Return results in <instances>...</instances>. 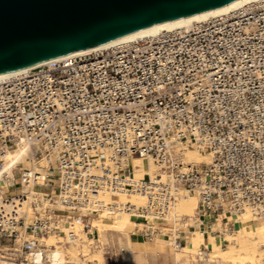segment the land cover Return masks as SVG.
I'll return each mask as SVG.
<instances>
[{"label": "built area", "instance_id": "built-area-1", "mask_svg": "<svg viewBox=\"0 0 264 264\" xmlns=\"http://www.w3.org/2000/svg\"><path fill=\"white\" fill-rule=\"evenodd\" d=\"M18 146L30 168L8 159ZM184 147L211 163L184 166ZM135 156L154 162V179L122 178ZM42 172L49 204L31 200L29 215ZM102 185L145 193L143 213L163 212L178 188L196 193L211 232L246 207L264 221V0L0 80V259L28 264L41 238L72 237Z\"/></svg>", "mask_w": 264, "mask_h": 264}, {"label": "bare ground", "instance_id": "bare-ground-1", "mask_svg": "<svg viewBox=\"0 0 264 264\" xmlns=\"http://www.w3.org/2000/svg\"><path fill=\"white\" fill-rule=\"evenodd\" d=\"M255 1L258 0H234L226 5L214 9L150 25L92 48L74 51L65 55L39 62L29 67L1 73L0 80L24 72L34 66L60 60L66 56L78 55L99 49L109 48L120 43L131 42L140 38L154 36L163 31H170L176 28L187 27L194 22H200L212 17L227 14L233 10L240 8L243 5ZM182 154L184 166L190 163L200 164L211 163L212 161V154L200 148L184 147ZM8 159L13 162H19V160L23 161L24 166L28 168H30L34 164L32 159H30L31 161H29V158L26 157V151L21 146H18L14 150L10 151ZM40 164L45 165V160L43 162H40ZM129 167L130 173H128L127 176L122 177L123 179H154L155 174L158 173L157 166L152 160H146L145 158L140 156L133 157V159L130 161ZM159 173L161 177L160 182L168 181L172 176L171 173L165 171H161ZM44 174V172L41 173L38 183L36 184L37 187H40V185L43 183ZM113 196H115V198ZM36 198L42 201L44 205L49 204V200L43 192H36L33 190V187H31L28 192V199L23 202V206H21L20 211H28V214L31 215L32 208L30 206V201ZM147 201L148 197L143 192L126 191L122 187V185H117L115 187H111L110 185H102L101 188L93 192L88 204H86L87 209L101 211L102 215L93 217V222L89 224H84L82 223V221H79V219L73 221L70 228L74 232V235L72 237H69L68 241L70 242V247H67L68 249H64L62 245L59 244V242H62L61 237H56V235L50 234L41 238V241L45 242V244L49 246V248L47 249V252L45 250V254L39 251L38 253L34 254L30 259V263L43 264L44 259H48V261L50 262L49 264H65L70 258L78 259L79 253H82V255L84 256L90 255L91 253H89L90 249L87 244L88 242L86 244L84 242L81 243L78 238L79 233L83 234V238L86 237V233L84 231L86 226H88L89 230L96 227L98 229V237L100 239L105 236L104 229L106 228L117 230V232L119 233H124V230H127V227L137 224L135 223V220H137V218L135 217L137 216H146L148 218V222H143L146 225L154 224V219L172 220L175 222L176 228L181 224L187 226L186 221H189V219H191L190 216L198 207V197L196 195H188L185 192L184 188H178V190L175 192L174 201L170 203L163 212L149 210V212L143 213L140 208L142 206H145L147 204ZM230 219H232V221L234 220L235 222L233 231H229L228 223L223 222L221 218L218 217L217 222H215L216 224L211 225V232L208 228L203 226L201 218H198L195 222L199 223V225L193 224L195 225V228L190 230L191 235L189 241L182 245L176 244L177 242L175 243L174 240L172 243H170L173 246L172 254L175 260H191L194 259V256L197 255L206 264H264V255L262 256V253L264 252V221H255V215L249 207H246L238 214L231 216ZM114 220H120V222L117 225H114ZM222 224L225 230L228 231L227 233L221 231ZM190 225L192 224L190 223ZM163 228H166V230L161 229V231L156 236L157 239L161 234L170 236L171 231L169 230H172L173 233V230L175 229L174 227L170 226H164ZM64 230L67 231L68 228L65 227ZM218 230L224 234L223 238L228 240L227 248H223L221 246L220 238H217ZM127 240L131 248L133 244H144L143 242L133 241L130 237V232L128 233ZM80 247L81 249L79 250ZM95 249L97 248L95 247ZM100 249L98 251H100ZM120 250L121 252L130 251L127 250L124 245L120 248ZM5 259L7 262L9 258L6 257ZM97 259L100 262L103 261V256L101 253L97 256Z\"/></svg>", "mask_w": 264, "mask_h": 264}, {"label": "water", "instance_id": "water-1", "mask_svg": "<svg viewBox=\"0 0 264 264\" xmlns=\"http://www.w3.org/2000/svg\"><path fill=\"white\" fill-rule=\"evenodd\" d=\"M234 0H0V74Z\"/></svg>", "mask_w": 264, "mask_h": 264}, {"label": "rangeland", "instance_id": "rangeland-1", "mask_svg": "<svg viewBox=\"0 0 264 264\" xmlns=\"http://www.w3.org/2000/svg\"><path fill=\"white\" fill-rule=\"evenodd\" d=\"M190 148H194V147H190ZM29 161H31V160L29 159ZM43 161L44 160H41L40 162H43ZM21 162H23V161H21ZM33 190L36 192L46 191V189L41 188V186L37 187V185L33 186ZM185 192L188 195H196L197 196L196 193H189L186 190H185ZM113 197L115 198V196H113ZM101 215H102L101 211H98L97 213H91L84 220L85 222L82 221V223H84V224L92 223L94 220L93 217H98ZM198 215H199V213H198V210L196 209L194 211V213L190 216L191 219H189V221H186L187 226L181 224V225H179V227H176V228H175V222L172 220L154 219V224L146 225L143 223L146 221H144L142 219V217L137 216V217H135V218H137V220H135L136 221L135 223H137V224H134L132 226L127 227V230H124V233H119V232H117V230L106 228V229H104L105 236L101 239L98 237V229L96 227L92 228L91 230H88V226H86L85 230H84L86 233L85 234L86 237L83 238L82 237L83 234L79 233L80 235L78 234V238H79V241H81V243L84 242L86 244L88 242L87 244H88L89 249H90L89 253H91V254L86 255V256H88V257H86V256L82 255V253H79L78 259L77 258L68 259L69 258V256H68V258H67L68 262L65 264H206L197 255L194 256V259H191V260H187V259H179L178 261L175 260L173 254H172L173 246L170 244L173 242V240L176 243L175 238L177 237L178 232H180V231L185 232V234H184L185 236L182 237L183 242L181 243V245L185 244L187 241L190 240V235H191L190 230L195 228V225H193V224L199 225V223L195 222L199 218ZM123 216H124V214H123ZM183 217H185V216H183ZM76 220H78V219L77 218L74 219V221H76ZM79 221H81V220H79ZM255 221H263V220L255 218ZM119 222H120V220H114L113 224L117 225ZM189 222L192 225H190ZM202 224L204 227L208 228L205 222H203ZM215 224L216 223H213L212 225H215ZM229 225H230L229 231H233L234 225H235L234 220L231 221L229 223ZM164 226L174 227L175 228L173 230L174 232L172 233V230H169V231H171L170 236L168 234H166L168 236H165V234H161L159 236V238L157 239L156 236L161 231V229L166 230V228L165 229L163 228ZM148 229L152 230L153 232L151 234L146 233L149 231ZM221 229H222L221 231H223L224 233L228 232L223 227V224L221 225ZM221 231L218 230L217 238H220L221 246L223 248H225V247L227 248L228 240L223 238L224 234ZM66 232L67 231L63 229L61 234L50 233L52 235H56V237H61L62 242H59V244L62 245V247L64 249H68L70 247V242L68 241L69 239L64 236V233H66ZM129 232H130V237L133 241L143 242L144 244L143 245L138 244L139 246L137 244H133L132 248H131L130 244L127 242ZM50 234H48V235H50ZM80 238H82V239H80ZM85 239H86V241H85ZM156 240H159V241L157 242ZM124 241H125V243H124ZM176 244H178V243H176ZM123 245L127 248V250H130V251L122 253L120 248ZM94 246L97 249H95ZM44 248L46 249V252H47V249L49 248V246H47L45 244ZM80 249H81V247L79 248V250ZM92 249H94V250H92ZM99 249H100V251H98ZM138 249L140 252L138 251ZM142 251H143V253H142ZM263 251H264V246H263ZM99 252L102 254L104 262L103 261L100 262L97 259V256L100 254ZM263 255H264V252L262 253V256ZM94 256H96V257H94ZM84 257L87 259H85ZM3 261H6V260L0 259V264H8L11 262L9 260H7V262H3ZM17 261H18L17 263L20 264L19 259ZM49 263L50 262L48 261V259H44L43 264H49ZM10 264H16V263H10ZM28 264H31V263H28Z\"/></svg>", "mask_w": 264, "mask_h": 264}, {"label": "crops", "instance_id": "crops-1", "mask_svg": "<svg viewBox=\"0 0 264 264\" xmlns=\"http://www.w3.org/2000/svg\"><path fill=\"white\" fill-rule=\"evenodd\" d=\"M160 240V239H159ZM159 240H156L157 242L159 241ZM124 243H125V241H124ZM123 253V252H122Z\"/></svg>", "mask_w": 264, "mask_h": 264}]
</instances>
